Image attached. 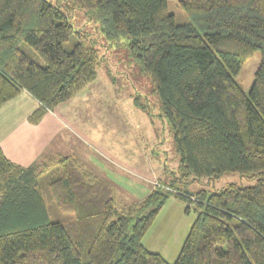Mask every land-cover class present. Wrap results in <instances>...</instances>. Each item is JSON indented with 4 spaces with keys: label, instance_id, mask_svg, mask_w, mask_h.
<instances>
[{
    "label": "trees",
    "instance_id": "obj_1",
    "mask_svg": "<svg viewBox=\"0 0 264 264\" xmlns=\"http://www.w3.org/2000/svg\"><path fill=\"white\" fill-rule=\"evenodd\" d=\"M71 1L109 42L129 38L172 131L178 174L118 208L111 185L74 156L21 166L0 148V264H264V0H178L184 23L167 0ZM68 18L47 0H0V105L27 91L39 102L31 123L93 81L106 59ZM256 49L262 59L245 91L232 74ZM134 103L146 106L139 95ZM45 172L51 202L69 207L71 219H49ZM224 172L253 183L187 189ZM170 196L196 214L172 262L142 243Z\"/></svg>",
    "mask_w": 264,
    "mask_h": 264
},
{
    "label": "rangeland",
    "instance_id": "obj_2",
    "mask_svg": "<svg viewBox=\"0 0 264 264\" xmlns=\"http://www.w3.org/2000/svg\"><path fill=\"white\" fill-rule=\"evenodd\" d=\"M47 1L68 14L74 30L86 32L97 41L95 45L100 53L106 54V59L97 65L95 79L69 100L57 105L56 109L54 107L59 116L69 114L83 121L84 126L90 123L92 127H89L88 135L81 132L83 127L76 132L69 129L82 143L78 163L111 185L118 208L143 199L155 185L167 187L173 175L178 174L180 155L169 123L162 113L159 97L153 90L151 77L139 70L131 54L129 38L120 37L109 42L98 23L88 19L71 0ZM167 9L179 23L189 21L178 0H167ZM76 37L73 34L65 43L66 49H71ZM261 59V51L254 50L239 70L232 74L245 91L250 88ZM137 95L140 103L147 107L135 105ZM52 178L50 173L45 172L39 179L49 219H71L73 213L69 207H57L51 202L47 183ZM228 182L253 183L242 179L236 172H224L211 179L194 180L187 184V189L211 192ZM177 184L178 187L183 186V183ZM195 215L192 205L170 196L152 219L142 243L150 251L163 255L167 261H174Z\"/></svg>",
    "mask_w": 264,
    "mask_h": 264
},
{
    "label": "crops",
    "instance_id": "obj_3",
    "mask_svg": "<svg viewBox=\"0 0 264 264\" xmlns=\"http://www.w3.org/2000/svg\"><path fill=\"white\" fill-rule=\"evenodd\" d=\"M38 106L39 102L25 90L0 105V148L5 156L21 166H28L45 155H72L78 159L82 143L69 129L76 132L83 127L81 132L88 135L90 123L84 126L75 116H59L55 112L58 106L31 123L28 116Z\"/></svg>",
    "mask_w": 264,
    "mask_h": 264
}]
</instances>
